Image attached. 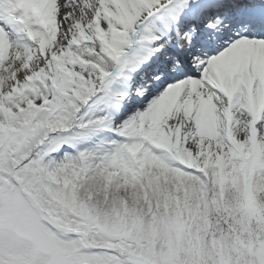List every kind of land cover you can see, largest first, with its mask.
<instances>
[{
    "label": "snow or ice",
    "instance_id": "obj_1",
    "mask_svg": "<svg viewBox=\"0 0 264 264\" xmlns=\"http://www.w3.org/2000/svg\"><path fill=\"white\" fill-rule=\"evenodd\" d=\"M0 264H264V0H0Z\"/></svg>",
    "mask_w": 264,
    "mask_h": 264
}]
</instances>
